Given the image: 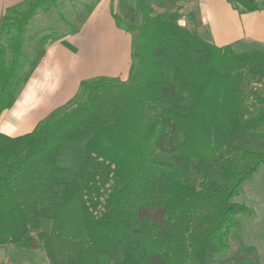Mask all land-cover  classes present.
Returning a JSON list of instances; mask_svg holds the SVG:
<instances>
[{
	"label": "trees",
	"instance_id": "16d2710c",
	"mask_svg": "<svg viewBox=\"0 0 264 264\" xmlns=\"http://www.w3.org/2000/svg\"><path fill=\"white\" fill-rule=\"evenodd\" d=\"M180 1L135 0L138 25L116 17L136 32L126 79L82 80L31 132H0V246L39 248L49 264L227 256L239 215L251 213L234 199L264 164V50L216 46L197 11L180 24ZM57 7L25 0L2 15L0 114L51 39L28 54L30 22Z\"/></svg>",
	"mask_w": 264,
	"mask_h": 264
},
{
	"label": "crops",
	"instance_id": "0c3cea01",
	"mask_svg": "<svg viewBox=\"0 0 264 264\" xmlns=\"http://www.w3.org/2000/svg\"><path fill=\"white\" fill-rule=\"evenodd\" d=\"M25 0H0V22L7 8ZM216 46L243 42L264 48V4L240 13L228 0H191ZM135 0H97L76 18L75 30L48 39L35 65L16 81L13 105L0 114V132L18 136L31 132L54 109L67 103L82 80L91 77L126 79L131 64L132 33L116 23V17L135 24L139 17ZM37 16V15H36ZM234 237V235H233ZM231 247V246H230ZM39 252L41 251L37 248ZM38 264H49L43 251ZM13 245L0 246V264H36Z\"/></svg>",
	"mask_w": 264,
	"mask_h": 264
},
{
	"label": "rangeland",
	"instance_id": "374dc122",
	"mask_svg": "<svg viewBox=\"0 0 264 264\" xmlns=\"http://www.w3.org/2000/svg\"><path fill=\"white\" fill-rule=\"evenodd\" d=\"M95 1L58 0V7L56 9H51L48 12H39L34 20L30 22L27 30V37H30V39L26 40V52L28 54L33 53L39 38L44 35H50L51 37L48 38L52 39L59 38L68 31H72L73 29L70 25L76 22V18L85 15ZM258 1L260 5L264 4V0ZM179 4L180 11L183 14L180 24H188L189 13L196 11L195 5L191 0H182ZM61 15H63L65 20L62 19ZM139 22L140 16L134 21V25H138ZM200 32L204 37L206 30L201 28ZM131 33L133 43L136 32L131 31ZM232 46L237 51L249 48L264 50L261 46L246 42ZM234 200L244 203L251 213L247 216L239 215L240 229L230 237L231 247L227 256L215 259L212 264H264V164L243 184L241 192ZM41 252L37 248L24 250V253L30 256V260L36 262V264H38L36 261L38 260L37 255L41 258L43 257L39 255Z\"/></svg>",
	"mask_w": 264,
	"mask_h": 264
}]
</instances>
